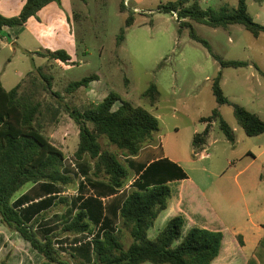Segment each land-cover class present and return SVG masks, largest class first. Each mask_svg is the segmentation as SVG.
I'll return each mask as SVG.
<instances>
[{"label":"rangeland","instance_id":"1","mask_svg":"<svg viewBox=\"0 0 264 264\" xmlns=\"http://www.w3.org/2000/svg\"><path fill=\"white\" fill-rule=\"evenodd\" d=\"M170 1L175 0H67L65 6L54 2L67 19L70 38L60 30L57 38L47 43L43 40L45 36L36 37V29L25 28L13 46L14 51L0 47L2 86L10 90L23 79L22 90L35 87L34 98L41 104L42 115L38 121L43 134L65 152L64 158L70 157L76 163L82 176L73 151L78 143V127L69 117L71 109L84 111L114 93L121 100L153 114L159 122V132L155 136L160 135L165 146H176L188 159H193L190 155L192 135L202 132L205 125L200 119L217 109L220 118L233 130L234 143L225 138L215 120L206 146L208 160L185 167L192 174L202 167L208 168L211 161L214 171L224 170L226 175L222 179L228 181L230 198L238 205H242V200L234 176L238 170H243L239 182L247 184V193L243 194H247L248 219L250 213L264 208V134L247 136L234 117V106H241L264 121V76L256 69L264 72V33L254 37L239 24L212 28L192 22L195 34L208 43V49L191 38L189 28L179 32L176 14L157 11L158 5ZM225 3L234 8L237 1L225 0ZM121 4L125 6L124 12L120 10ZM199 4L202 9L222 6L217 5L216 0ZM248 4L251 14L261 6V16L254 20L264 25V3L250 0ZM129 12H133L134 21L125 27ZM38 13L33 17L37 21L40 20ZM122 28L124 40L118 45ZM58 50L66 51L69 63L35 54ZM214 56L224 61H245L248 65L222 68ZM38 67L41 74L51 78L50 90H45L46 83L37 74L38 70H34ZM32 70L35 77H26ZM219 72L220 87L229 101L221 106L217 105L212 91V83ZM94 75L97 79L90 80L86 87L67 90L70 83ZM152 83L159 92L155 106H150L143 97ZM99 143L103 150L117 154L123 163V156L104 137ZM228 160H232L231 166ZM71 174L72 182L69 186H61V191L77 187L80 179ZM152 236L151 231L149 238L154 239ZM247 264H264V244Z\"/></svg>","mask_w":264,"mask_h":264},{"label":"trees","instance_id":"2","mask_svg":"<svg viewBox=\"0 0 264 264\" xmlns=\"http://www.w3.org/2000/svg\"><path fill=\"white\" fill-rule=\"evenodd\" d=\"M51 2L60 4L61 0H25L17 16L0 15V30L3 27H22L30 17H36ZM199 2L200 0H192L188 4L189 0L170 1L158 5L157 11L176 14L179 32L183 28H189L191 38L208 49V43L195 34L192 22L212 28L239 24L254 37L264 33V25L255 22L249 14L247 0H237L234 8L222 5L218 8L202 9ZM120 10L125 11L124 4L120 5ZM133 21V12H129L125 27H129ZM124 33L122 28L117 38L118 45L124 40ZM36 54L62 63L70 61L64 50ZM214 57L222 68L248 65L245 61H224ZM39 68L35 70H38L37 74L46 83L45 90H50L51 78L41 74ZM256 69L264 76V72L258 67ZM33 72H29L26 77H35ZM92 79H97V76L72 82L67 90L86 87ZM220 79L221 72L212 83L218 106L229 103L223 95ZM22 81L10 90H6L0 83V221L4 226L19 233L45 261L52 264H211L217 258L223 239L222 233L197 227L183 233L182 216L171 218L154 239L148 237V230L153 227L157 216L167 208L171 199V189L167 183L135 185L119 209L116 229L103 227L96 233H93L94 218L100 214L94 206L99 202L90 197L84 200L77 197L76 201H82L60 231L67 235H80L75 239V243H80L75 250L84 253V260L71 262L70 258L64 257L56 247L57 234L49 235L50 231L37 230L38 223L44 216L43 210L52 205L54 198L45 197L34 203L31 192L13 201L15 194L28 184L37 185L45 193L51 190L59 192V186H69L72 182L69 170L63 168L64 154L42 132L38 121L42 110L40 102L34 98L35 87L22 90ZM158 96L159 92L153 83L143 93L150 106H155ZM68 114L78 127V144L74 157L76 160L86 157L92 163L90 171H82L88 184L94 188L105 186L112 193L126 186L129 171L117 154L101 148L99 139L104 137L123 157H133L144 146L153 144L155 134L159 132V122L153 114L121 100L114 93L84 111L71 109ZM234 117L247 136L264 134V121L256 114L241 106H234ZM215 120H218V127L225 138L234 143L233 130L220 118L218 110L214 109L210 116L200 119L206 127L192 137L193 156L206 148L211 124ZM81 186L83 185L80 183L79 190ZM59 201L66 203L65 199ZM24 204L27 206L22 207ZM83 240L86 242L83 243ZM239 244L242 245L240 238ZM71 258L76 257L71 255ZM0 264H5V261Z\"/></svg>","mask_w":264,"mask_h":264},{"label":"crops","instance_id":"3","mask_svg":"<svg viewBox=\"0 0 264 264\" xmlns=\"http://www.w3.org/2000/svg\"><path fill=\"white\" fill-rule=\"evenodd\" d=\"M191 1L189 0L188 4ZM200 1L207 2L208 0ZM252 1L264 3V0ZM66 2L67 0H61L64 6ZM249 2L250 0H247L249 14L253 19L260 17L261 6L256 9L254 14H251ZM24 3L25 0H0V15L4 17L17 16ZM216 4L225 5L226 3L225 0H216ZM38 17L40 18L39 21L30 17L25 25L17 27L19 30L16 27H3L0 30V47H8L14 51L13 46L16 45L19 34L25 28L36 29V37L42 39L41 37L45 36L46 38L43 40L47 41V43L51 39L57 38L56 33L60 30H63L70 38L68 26L66 25L67 19L54 2L49 3L40 10ZM16 34L17 36H15ZM1 75L2 72H0V77ZM0 83L2 85L1 80ZM205 127L206 124L202 131ZM52 144L55 145L54 143ZM55 146L65 154L59 146ZM206 146H208V142ZM76 148L73 150L74 152ZM190 155L193 159H197L185 158V154L182 151L180 153L176 146H165L161 136L158 135L155 136L153 144L144 146L136 156L123 157V164L129 171V181L125 187L114 193L110 192L105 186L94 188L90 183L88 188L81 186L80 190L77 186L73 190L66 188L61 191L59 189L61 186H59L57 190L59 192L51 190L45 193L41 192L37 185H28L24 191L15 195L13 201L31 192V196L34 197V203L41 201L45 197L51 196L54 198L52 205L43 210L44 216L39 221L37 230L50 231L49 235L57 234L55 240L57 249L64 257L70 258L71 262H76L77 260H84V253L75 250L80 245L79 242L75 243V239L80 237V235H67L61 233L60 230L72 218L82 200L90 197L99 202V204L94 206L100 214L99 217L94 218L93 233H96L103 227L116 229L119 223V209L128 192L135 185L152 186L159 183H167L171 189V199L167 208L157 216L153 227L148 230V237H150L151 231L153 232L152 237H156L171 218L182 216L184 219L183 233L194 227L222 233L223 239L219 255L211 264H247L249 258L253 257V254L257 253L258 249L264 244V208L250 213L247 219V194H245L246 196L243 194L247 193V184L239 182L243 170H238L234 176V182L239 189L242 200V205H238V202L230 198L231 193L228 181L222 179L226 172H223L224 170L222 172L214 171V164L211 161L208 162V168L202 167L192 174L187 171L186 164L208 160L207 149L205 148L194 154V156L192 149ZM77 161L81 171H88V169L90 171L92 169V163L86 157ZM232 164V160H228V165L231 166ZM220 179H222L221 182L218 181ZM77 197H81L82 200L76 201ZM60 199H65L66 203L60 202ZM25 206L27 204L22 207ZM239 238L242 241V245L239 244ZM82 242L85 243L86 240ZM36 253L19 233L10 231L0 221V263L5 261V264H44L43 257ZM71 255L76 258L72 259Z\"/></svg>","mask_w":264,"mask_h":264},{"label":"built area","instance_id":"4","mask_svg":"<svg viewBox=\"0 0 264 264\" xmlns=\"http://www.w3.org/2000/svg\"><path fill=\"white\" fill-rule=\"evenodd\" d=\"M63 168L68 169L69 173H73L79 177L80 181L77 186L81 183L83 186H86L87 188L89 187L87 179L79 173L76 163L70 157L64 158Z\"/></svg>","mask_w":264,"mask_h":264}]
</instances>
